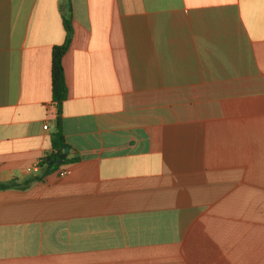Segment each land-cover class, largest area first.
Returning <instances> with one entry per match:
<instances>
[{"label":"crops","instance_id":"obj_1","mask_svg":"<svg viewBox=\"0 0 264 264\" xmlns=\"http://www.w3.org/2000/svg\"><path fill=\"white\" fill-rule=\"evenodd\" d=\"M13 180L0 264H264V0H0Z\"/></svg>","mask_w":264,"mask_h":264},{"label":"trees","instance_id":"obj_2","mask_svg":"<svg viewBox=\"0 0 264 264\" xmlns=\"http://www.w3.org/2000/svg\"><path fill=\"white\" fill-rule=\"evenodd\" d=\"M69 5V4H68ZM64 25L67 32L65 43L61 46L54 47L52 50V65H51V82H52V95L53 102L58 108L61 107L62 103L67 98V87L65 83V75L63 68V56L67 52L71 39H72V28L70 25L69 16L64 18ZM51 153L47 154L41 161V166L45 167L48 171L58 170L62 165L76 161L77 158L68 159V153L66 149L69 146L66 144L64 139L61 118H57L55 131L51 136ZM16 180L8 184H0V189H7L15 187Z\"/></svg>","mask_w":264,"mask_h":264},{"label":"built area","instance_id":"obj_3","mask_svg":"<svg viewBox=\"0 0 264 264\" xmlns=\"http://www.w3.org/2000/svg\"><path fill=\"white\" fill-rule=\"evenodd\" d=\"M66 173H67V171L62 170L61 173H60V175H61V176H64Z\"/></svg>","mask_w":264,"mask_h":264},{"label":"water","instance_id":"obj_4","mask_svg":"<svg viewBox=\"0 0 264 264\" xmlns=\"http://www.w3.org/2000/svg\"><path fill=\"white\" fill-rule=\"evenodd\" d=\"M65 151H66V152H69V149H66Z\"/></svg>","mask_w":264,"mask_h":264}]
</instances>
